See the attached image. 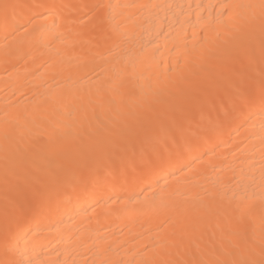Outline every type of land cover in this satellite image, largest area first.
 <instances>
[{
    "label": "bare ground",
    "instance_id": "1",
    "mask_svg": "<svg viewBox=\"0 0 264 264\" xmlns=\"http://www.w3.org/2000/svg\"><path fill=\"white\" fill-rule=\"evenodd\" d=\"M86 10L93 13L84 22ZM254 52L262 57L241 101L230 89L223 94L228 116L205 117L213 123L205 128L186 124L179 139L170 137L142 166L132 160L129 171L122 156L95 164L91 152L108 144L107 132L147 117L164 90L187 80L190 92L210 69L226 67L210 85L215 94L234 73L227 62ZM33 168L38 185H52L34 208H0V264H153L173 228L166 219L192 222L196 229L183 222L170 230L191 235L199 225L214 231L223 218L261 225L264 0H0V196L7 181L18 193ZM126 173L137 176L126 181ZM150 223L158 225L156 254L152 246L142 257L130 253L152 241L144 239Z\"/></svg>",
    "mask_w": 264,
    "mask_h": 264
},
{
    "label": "rangeland",
    "instance_id": "2",
    "mask_svg": "<svg viewBox=\"0 0 264 264\" xmlns=\"http://www.w3.org/2000/svg\"><path fill=\"white\" fill-rule=\"evenodd\" d=\"M92 13H93V11H92ZM92 13L90 12V15ZM83 14H86V15H84L82 18ZM89 16H88L87 10L83 11V13H81V15H79V17L82 18L81 21H84V22L88 20ZM85 18H86V20H85ZM245 45L247 47L246 48L247 51L252 50V48L254 46L251 41H249L248 44L247 43L244 44L243 46H245ZM243 53H245V52L243 51ZM243 53L237 59H233V61H231L229 63L227 62L228 65L231 64V67L233 68L232 70L234 72L233 75H231L232 78L230 80L228 79L230 84L228 83L227 87H224V85L227 83V81H226L225 84H223V87H217L216 88L217 92L215 94L213 93L215 91V89H213V86H210V85H212V83H214L215 79L218 78L219 75H222L224 73V71L226 70V67L225 68L222 67L219 69V66H218L216 69L215 68L210 69L200 79L199 84H197L198 87L195 90L192 89V91H190V92H189V89H191V83H189L187 80L182 82L178 87L176 86L173 89L168 88V91L164 90L163 94H161V97L159 98V100H157L155 102L157 105L152 104L148 108V112L146 113L147 117L142 116V115L137 117V120L134 123L128 125L129 128H128V126H126L125 129H123L124 131L122 130V131L117 132V130H116L114 132H107L106 137L109 141L108 144L103 145L102 147L100 146V148L96 147L95 150L91 152L94 155L95 164L103 165L106 163V161L108 162L109 160H111L112 163H115L116 161H118L117 158L119 159V157L122 156V157H124V159L122 160L124 162V168L126 169V171H129L128 167H129V164L132 160L134 162L139 160V164L141 163L140 165L142 166L141 161H143V160L149 161V159L152 158L153 153L155 151L161 150V148H163L165 145L168 144L169 139H171V138H172V140L179 139V137H181V135L184 131L186 124H191V122L192 123L193 122H195V123L201 122L198 125H201L200 127L205 128V127H208L210 125V122H211L210 118L208 121H206L205 117H207V116L211 117L212 115H214L213 117H219L220 119L221 118L223 119L224 116H228V114L231 113L233 107L228 106L227 100H226L227 97L224 98L223 94L226 95L225 92H227L230 89L232 91L233 97L236 99V101H237V98L239 100L240 96L238 97V95H240L241 92L245 91L251 85V83L253 81V77L254 78L256 77L257 72L255 71L254 67L256 66V63L259 62L260 58L262 57V54H260L258 52L249 53L248 55L243 54ZM249 55H250V57H249ZM226 74L228 75V74H230V72L226 71ZM224 77H225V79H227L226 76L223 75V78ZM196 82H197V80H196ZM209 86H210V88H209ZM207 89L209 92L207 91ZM211 91H213V92H211ZM218 91H220V92L223 91V93L221 94ZM172 93H173V95H172ZM189 93H191V94H189ZM208 94H210V96H205ZM177 95H179V96H177ZM189 95H191L190 98H189ZM180 96L182 98H180ZM185 96H186V98H185ZM215 96L217 99H215ZM231 96H232V94H231ZM231 96H230V98H231ZM235 96H237V97H235ZM206 97H207V99H206ZM198 98H199V100H198ZM160 100H162V101H160ZM205 100H208V101L205 102ZM179 101H181L180 104H179ZM240 101L241 100H239L237 102H240ZM203 103H205V104L203 105ZM198 104H200V105H198ZM225 105H226V107H225ZM239 105H240V103H239ZM154 107H155V109H154ZM150 109L152 111L153 110L154 111L152 112ZM216 112H217V114H216ZM204 113H206V115ZM200 114H204V116L203 115L200 116ZM156 115H157V117H156ZM144 117H146V122L144 121V119H145ZM151 117H154V120H152V122H151V119H152ZM170 117H171V119H170ZM208 117H207V119H208ZM142 118H144V119H142ZM138 123L141 124L140 126H144V127L138 126ZM211 124H213V123L211 122ZM148 130H149V132H148ZM144 131H145V133H144ZM153 132H155V133H153ZM162 132L164 133L163 135H162ZM165 132L167 133L166 136H168L166 138L164 136ZM115 133H116V135H115ZM139 133H141V134L144 133V136L139 134ZM150 135H152V136H150ZM156 136H158V138H157L159 141L158 145H157V141H155ZM151 138L152 139L154 138V139L152 140ZM153 141H154V144H153ZM112 142H113V144H112ZM127 145L130 146L128 151L126 149ZM125 149H126L127 153L130 152V153H128V156H126ZM90 156H91V154H90ZM140 157H141V159H140ZM142 158H143V160H142ZM160 158L162 161H167V160L171 159L172 156L171 155H162ZM135 159H136V161H135ZM106 164H108V163H106ZM74 165H75V163L72 164L73 167H74ZM67 169H66V171H67ZM40 174H41V172L39 170H37L35 168L31 169V172L29 173V175H27L29 177V181H27L26 183L22 184L19 187L20 191L18 193H15L11 189V186L9 185L8 181L5 182L6 184L1 187L2 188V194L0 196V208L1 207L7 208L11 204H14V203L16 204L17 202H19V203H17V205H15L16 207L20 206V205L21 206L27 205V208H34V206L37 205L39 199L42 197V194L45 193L47 191V189H49V184H50V186L52 185V183H49L48 187H47V184H44V185L42 184V186L38 185L36 180L33 178H35V176H38ZM126 175H127V176H125L126 181H130V180L133 181V180H135V178L137 176V175L133 176V175H130L127 173H126ZM115 177L116 176H108L106 178L108 181H114L117 179ZM6 187H9V188H6ZM3 192L6 196L3 194ZM3 195L6 197L5 199H4ZM1 197H2V199H1ZM8 197L10 198V200ZM12 197H14V198H12ZM24 197H25V199H23ZM11 199H13V200H11ZM22 199H23V202H22ZM28 199H29V201H28ZM21 202H22V204H21ZM27 202H28V204H25ZM181 219L178 218L177 220H173V221L170 219L169 220L163 219L164 221L162 224L166 225L167 222H168V224H169V222L172 223L171 225H173V228L170 226L169 227H170V230H173L174 227L176 228L177 225H179L180 223H181L180 225H182L184 221L187 222V220H184V218L182 219L184 221L180 222V221H182ZM227 219H229V218H227ZM227 219L226 218L219 219L220 221L219 220L217 221V225L220 229L218 227H215V228H213L214 231L207 232L208 233V234L206 233L207 235L204 234L203 231L201 230L202 229L200 227L201 225H199L197 230H195V232H193L194 234L191 235V232H190L191 228L190 227L195 228V229L197 227V226L194 227L192 222H191V224L190 223L185 224L186 222H184V225H182V226L187 225L186 228H190L189 231H188V229L185 230V229L181 228V230L183 229L182 232L184 234H181L182 233V232H180L181 230H179L178 232L175 231L177 233H174V231L172 232V231L168 230L169 231V232L167 231L168 235L164 234L162 237V240L164 239L163 241H161L162 248L160 247V250H162V251L160 252V250H159V252H158L159 254L164 253V256L162 257V255H160V258L162 257L161 258L162 260L159 259V263L154 261L153 264H165V263L166 264H168V263H171V264H225L226 263L225 261H227V260H229V261H227L228 262L227 264H264V227H263L264 222L261 223V225H262L261 226L260 224L257 225L258 223L255 224V222L253 221L252 218L240 217V219H239V216H237V217H233V219L231 218L232 221H230L231 219H229V220H227ZM246 219H248V220H246ZM160 221H162V219ZM175 221H178L179 223L177 224ZM218 222H220L222 225ZM231 222L233 223L234 227L232 226ZM197 223H198V221L195 222L194 224H197ZM226 223L229 225H227ZM1 224H2V218L0 215V226H1ZM150 224H152V223H150ZM160 224L161 223H159V225ZM162 224L160 225V227H162ZM188 224H190L189 227H188ZM152 225H154V224H152ZM156 225H154L155 228L153 226L148 227V224H147V226H144V227H146V229H147V227L151 229V231H149L150 229L146 230V234H144L145 241H147L146 239L148 238L146 235H149L150 238H152L153 235H151V234H153L154 232L157 233L158 225H157V227H156ZM144 227H142V228L145 230ZM235 227H237V228H235ZM117 228L118 229L122 228L121 230H123L124 227L121 226V227H117ZM162 228H160V230ZM221 228H223V229H221ZM225 228L227 229L226 232L223 231V230H226ZM143 229H141V230H143ZM176 230H177V228H176ZM216 230H218V231H216ZM184 231H186L187 233L185 234ZM201 232H202L203 236L200 234ZM143 233H145V232H143ZM143 233L141 232L140 235H142ZM256 233H259V236ZM171 234H172V237H174V239L171 238L172 240H168L169 237H171ZM177 234H178V236H177ZM138 236H139V234H138ZM166 236H168L167 239H165ZM189 236H192V237H189ZM136 237L133 236L134 240L138 238V237L137 238ZM175 237H177V238L179 237L178 240H175V239H177ZM140 238H139V240H140ZM153 238H152L151 242H149V239H148V242L150 244L147 242H144V243L138 242L139 243L138 245H140V246L139 247L137 246L138 248L136 247L137 249L136 248H135V250L133 249L134 251L132 250V251H130V253L134 252L135 254L137 253V255H139V253H140V255L142 257V255L145 254V252L147 253L149 251V249L151 248L150 246H152L153 251L151 249H150V251H152L153 254H156V251H154V247L159 245V243L158 244L154 243V245L151 244V243H153ZM191 238H194L195 242H193V240H191ZM142 239L140 241H142ZM180 239L182 242L184 241L182 244L180 243L181 242ZM196 239H197V242H196ZM173 240H175L176 243ZM172 241H173V243H172ZM178 241H180V242H178ZM187 241L190 243H188ZM167 243H168V245H173V247H174V245H176L175 248L178 247L179 250L174 249L173 247L166 245ZM163 244H164V246H163ZM166 246L170 247L171 249L167 248ZM189 247L190 248L192 247V248L190 249ZM237 250H238V253H237ZM166 254H167V256H166ZM203 254L205 256H203ZM237 254H239V255H237ZM132 255L135 256L134 254H132ZM169 255H171L172 257ZM137 258H140V256H137ZM143 258H146V256ZM234 258H236L238 261ZM191 259H193L194 261ZM239 260H241V261H239ZM210 262H212V263H210Z\"/></svg>",
    "mask_w": 264,
    "mask_h": 264
}]
</instances>
